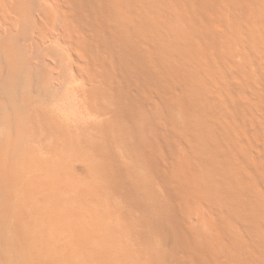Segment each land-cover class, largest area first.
I'll return each instance as SVG.
<instances>
[{"label": "rangeland", "instance_id": "obj_1", "mask_svg": "<svg viewBox=\"0 0 264 264\" xmlns=\"http://www.w3.org/2000/svg\"><path fill=\"white\" fill-rule=\"evenodd\" d=\"M41 2L44 3H33L34 6L18 2L20 8L26 10L27 7L26 16L30 15V18H26L22 11L11 13L10 8L11 20L16 19L12 21V31L7 27H11L10 20H6L8 25L1 21V25L5 23V26H0V80L18 66L40 75L32 93L19 96L18 100L4 99L0 88V227L4 233L3 244L10 253V263L172 264L168 256L152 252V248L141 241L140 225L150 221V214L134 209L116 187L123 183H136L151 190L158 195L155 200L158 207L168 199L160 191L156 175L139 158L135 147L128 144V140L132 139L131 133L115 134L113 121L105 115L100 119L88 118L74 108V103L78 101L71 99L73 85L70 70L57 64L59 56L56 51L51 55L45 51L48 46L46 40L52 37L49 33L53 36L57 34L58 29L54 33L52 27L59 28L57 24L60 21H54L53 14L50 17L52 21L49 20L47 14H43L46 13L43 11L46 10L45 5V8H39L43 5ZM147 4L152 6L155 21L152 25L148 24L150 29L147 28V31L157 38L154 39L157 44L141 27L139 44L151 56L155 55L156 61L161 60L160 47L169 51L173 60L178 59L177 62L168 59L174 62L170 68H174L175 73L170 89L184 90L186 85L188 89L192 84L194 92H200L219 110L221 99L223 139L242 143V138L249 137L256 153L264 155V0H215L212 10L206 7L194 9L198 28L187 46L185 65L179 59L181 45L178 34H170V26L176 27L170 21L167 0H152ZM31 7H34L33 11ZM213 11L219 16L218 22L211 18ZM35 13H42V19L44 23L47 20V24ZM137 14L135 10L132 17L138 18ZM231 14L238 17L237 27L230 22ZM35 21L41 22L42 33L45 34L46 29L49 32L42 35L44 38L41 37L40 42L37 36L41 35V31L37 33L39 26ZM48 22L55 23L50 27L53 30L49 29ZM220 22L221 50L226 63L221 64V82L209 72L200 57L205 36L213 30L214 24ZM235 29L239 34L244 32L240 35L236 33V38H233L234 35L230 37ZM176 32L179 33L178 28ZM50 44H53V39ZM235 44L240 46L237 49L240 53L244 51L242 54L238 55ZM229 46L236 53L229 50ZM232 51L240 56L239 67L233 62L236 59L232 56L236 55ZM49 56L58 66L53 74L44 63ZM108 70V76L98 79L97 94L84 102L85 108L104 113L113 110L119 99V87L114 84L113 72L110 68ZM60 76L62 80H59ZM47 77L52 81H61H54L57 88L55 95H59L58 98L63 95L66 99H48L45 90L49 86ZM232 83H237V87L232 89ZM166 84L163 81L148 90L157 108L168 114L163 90ZM238 99L242 102L240 110L232 105ZM60 102L66 111H58L57 104ZM180 115L177 110L178 120L182 123ZM127 149H133L137 157L132 162L125 155ZM145 199L149 201L150 198L145 196ZM164 230L165 244L160 245L158 240V247L170 250L176 246V238L168 225ZM226 258L221 251V260Z\"/></svg>", "mask_w": 264, "mask_h": 264}, {"label": "bare ground", "instance_id": "obj_2", "mask_svg": "<svg viewBox=\"0 0 264 264\" xmlns=\"http://www.w3.org/2000/svg\"><path fill=\"white\" fill-rule=\"evenodd\" d=\"M22 1L30 6L44 1L39 6L40 9L46 7L43 10L46 13L43 14H47L49 20L53 14L54 21H60L61 25L57 24L59 28L55 27L56 29L51 26L55 23L48 22L49 29L53 28L54 33L58 30L54 36L48 32L52 37L47 35L51 41L49 38L46 40L48 46L46 45L45 51L49 55L56 51L59 56L57 64L70 70L73 85L71 99L78 101L74 103V108L88 118L100 119L105 115L113 121L115 134L131 133L132 139L128 140V144L135 147L139 158L156 175L157 185L168 199V202H161L162 205L158 207L155 202L158 195L151 190L136 183H123L116 187L134 209L150 214V221L140 225V236L143 237L141 241L149 245L152 252L168 256L173 261L172 264H264V155L256 153L249 137L242 138V143L223 139L221 99L219 110L200 92H194L192 84L188 89L186 85L184 90L173 87L170 89L175 76L174 68L170 66L178 59L173 60V55L160 47L161 60L156 61L155 55L151 56L139 44V27L146 30L149 38L157 39L147 31L148 24L155 23L152 6L146 5V2L150 3L152 0H132L136 5L131 0H0L1 27L5 26V23L1 25V21L6 22V25L11 21V27H7L12 31L16 19L11 20V11H22L26 16L27 7L25 10L18 5V2L24 5L25 2L21 3ZM167 3L170 21L176 27L170 26V34H178L181 45L179 59L185 65L188 58L187 46L194 39V32L198 28L194 9L206 7L212 10L215 0H167ZM135 10L138 18L132 17ZM41 14L39 16L42 19ZM28 16L26 18H30ZM211 18L214 22L219 21V16L214 11ZM42 21L44 23V19ZM230 22L233 27H237V15L231 14ZM38 23L37 33H40L42 26L41 22ZM214 25L213 30L204 38L200 57L209 72L221 82V64H226L219 36L221 22ZM177 28L179 33L176 32ZM235 31L236 29L233 32ZM42 32L44 31L37 36L39 42L42 35L48 34L47 29L45 34ZM225 32L229 34L227 29ZM237 32L229 36L233 37ZM236 46L238 55L242 54L244 51L241 50L240 53L237 50L240 46ZM229 47L230 50L231 46ZM233 51L232 53L235 52ZM235 55L232 56L236 59L233 62L239 67L240 56ZM244 56L245 54L241 59ZM49 58L50 56L44 63L53 74L54 68L58 66ZM109 68L115 77L114 84L119 87V99L113 110L104 113L85 108L84 102L97 94L98 79L108 76ZM18 69L19 66L13 68L6 78L0 80L4 99L18 100L19 96H27L32 93L34 83L40 78L33 70ZM48 77L46 82L49 86L45 89L48 99H66L63 95L59 98V95H55L57 88L54 87V81L62 80V77H57L59 80L54 81ZM163 81L167 82L163 90L169 108L168 114L157 108L152 100V93L148 90ZM237 85L232 83L230 87L233 89ZM260 98L263 100V96ZM62 102L57 104L58 111H66ZM241 104L240 99L232 103L236 110L241 109ZM177 110L180 111L182 123L178 120ZM125 155L130 162L137 158L133 149H127ZM145 196H149V201H146ZM167 225L177 243L170 250H162L158 247V240L164 246V227ZM2 231L0 227V264H11L10 253L3 244ZM221 251L227 256L224 260H221Z\"/></svg>", "mask_w": 264, "mask_h": 264}]
</instances>
